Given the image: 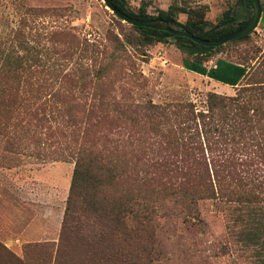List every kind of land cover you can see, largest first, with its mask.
Listing matches in <instances>:
<instances>
[{
  "label": "trees",
  "instance_id": "1",
  "mask_svg": "<svg viewBox=\"0 0 264 264\" xmlns=\"http://www.w3.org/2000/svg\"><path fill=\"white\" fill-rule=\"evenodd\" d=\"M111 1L134 19H164L174 29L208 41L242 30L255 17L254 0H238L240 8L225 12L215 25L198 10L188 12V20L181 23L177 7L151 15L145 5L136 13L127 0ZM262 9L264 13L263 5ZM132 28L147 45L173 39L193 64L207 63L225 48L204 47L164 31ZM6 59L16 69H0V131L14 124L32 137V131L40 127L53 131L51 124L59 116L62 135L71 137L73 144L65 147L75 169L55 264H132L139 260V253L132 250L128 239L138 240L141 231L161 220L172 222L176 231L204 230L211 204L220 209L226 229L219 246L249 251L251 264H264V70L256 79L247 72L246 83L235 96L209 93L206 110H198L192 103L162 107L151 102L129 105L122 119L108 120V101L90 107L89 112L101 114L93 119L85 115L88 110L81 104L59 107L35 102L28 89L36 71L22 68L25 56ZM248 63L241 65L248 70ZM103 77L99 70L95 80ZM124 123L129 126L128 138L110 139L108 125L121 127ZM167 124L172 125L167 131L171 135L164 136L172 137V153L131 150L136 145L152 144L150 133ZM114 142L123 145L109 149L108 143ZM35 247L43 258L49 257L44 264H51L52 246ZM0 251L9 264H28L1 244Z\"/></svg>",
  "mask_w": 264,
  "mask_h": 264
},
{
  "label": "rangeland",
  "instance_id": "2",
  "mask_svg": "<svg viewBox=\"0 0 264 264\" xmlns=\"http://www.w3.org/2000/svg\"><path fill=\"white\" fill-rule=\"evenodd\" d=\"M127 2L136 13L147 6L151 15L180 8L177 17L181 23L188 20V12L202 11L205 20L214 25L225 12L240 8L238 0ZM9 56H25L22 68L36 71L28 89L35 102L59 107L81 104L91 119L101 115L89 112L100 101H108V120L122 119L129 105L151 102L162 107L192 103L198 110H206L209 93L235 96L246 83L247 71L256 79L264 70V13L249 40L228 43L215 58L249 62L250 69H213L215 65L191 69L193 62L186 60L173 39L147 45L104 0H0V69H16L7 61ZM99 70L104 77L95 80ZM61 122L58 116L51 124L53 131L40 127L32 131L33 138L14 124L0 131V244L28 264L47 261L49 257L43 258L35 247L45 244L52 246L50 260L55 264L62 234L75 163L65 148L73 144L71 137L62 135ZM171 126L150 133L148 141L154 145L133 144L131 150L172 153V137L164 136L171 135L167 133ZM126 127L125 123L121 127L108 125V137L125 141L129 134ZM122 145L114 142L107 147ZM220 214L211 204L204 230L176 231L172 222L161 220L141 231L138 240L128 239L132 250L139 253V260L132 264H251V252L219 246L226 236ZM0 263L9 264L1 251Z\"/></svg>",
  "mask_w": 264,
  "mask_h": 264
},
{
  "label": "water",
  "instance_id": "3",
  "mask_svg": "<svg viewBox=\"0 0 264 264\" xmlns=\"http://www.w3.org/2000/svg\"><path fill=\"white\" fill-rule=\"evenodd\" d=\"M104 3L106 5V7L109 8L111 10V12L113 14H115L120 20H122L123 22H125L131 26L145 27V28H149V29H153V30H157V31H164V32L170 33V34L175 35V36L188 38V39L192 40L193 42H195L201 46L214 47V48L225 46L232 41H235L237 39L251 35L256 30V28L258 27V25L261 21V18H262V14H263L262 1L261 0H254L255 17H254V19L250 25L243 28L242 30H239V31L231 34L230 36H228L222 40L208 41L205 39L198 38L190 32L176 30L170 25V23L168 21H166L164 19H156V20H152V21L137 20V19H134V18L128 16L127 14L123 13L122 11L118 10L114 6V4L112 3L111 0H104Z\"/></svg>",
  "mask_w": 264,
  "mask_h": 264
},
{
  "label": "crops",
  "instance_id": "4",
  "mask_svg": "<svg viewBox=\"0 0 264 264\" xmlns=\"http://www.w3.org/2000/svg\"><path fill=\"white\" fill-rule=\"evenodd\" d=\"M215 58H213L211 61L204 63V64H191V69H206L208 67V65H212V66L215 65L213 67V69H247L246 67H244L241 64L234 63V62H231V61L226 60V59L219 60V59H215ZM247 72H246V74H247Z\"/></svg>",
  "mask_w": 264,
  "mask_h": 264
}]
</instances>
